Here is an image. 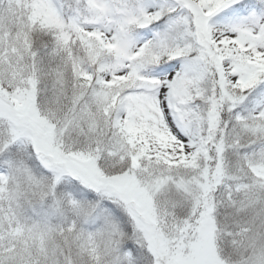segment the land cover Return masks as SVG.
<instances>
[{
    "label": "snow or ice",
    "instance_id": "snow-or-ice-1",
    "mask_svg": "<svg viewBox=\"0 0 264 264\" xmlns=\"http://www.w3.org/2000/svg\"><path fill=\"white\" fill-rule=\"evenodd\" d=\"M0 264H264V0H0Z\"/></svg>",
    "mask_w": 264,
    "mask_h": 264
}]
</instances>
